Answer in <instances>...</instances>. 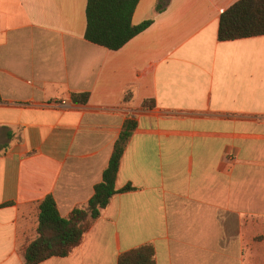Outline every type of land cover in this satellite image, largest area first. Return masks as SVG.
I'll use <instances>...</instances> for the list:
<instances>
[{
	"label": "crops",
	"instance_id": "0c3cea01",
	"mask_svg": "<svg viewBox=\"0 0 264 264\" xmlns=\"http://www.w3.org/2000/svg\"><path fill=\"white\" fill-rule=\"evenodd\" d=\"M238 1L139 0L132 24L151 25L110 51L85 40L87 0H0V264H24L47 196L61 218L86 205L127 119L115 187L132 189L40 264L144 246L155 264H264V36L217 38Z\"/></svg>",
	"mask_w": 264,
	"mask_h": 264
},
{
	"label": "trees",
	"instance_id": "16d2710c",
	"mask_svg": "<svg viewBox=\"0 0 264 264\" xmlns=\"http://www.w3.org/2000/svg\"><path fill=\"white\" fill-rule=\"evenodd\" d=\"M169 0H158L155 12L164 11ZM139 0H87L85 40L110 51L121 49L135 36L145 31L151 21L132 24V16ZM264 36V0H240L219 18L217 38L220 42ZM132 94L124 96L130 102ZM75 103L85 104L87 94L72 95ZM149 103H145L147 106ZM136 123L127 119L114 144L102 180L94 187L92 197L81 208L74 209L67 218H61L56 203L47 196L38 206L37 238L22 252L24 264H40L50 258L69 256L82 242L90 225L118 193L130 191V186L118 191L115 183L124 148ZM118 264H155L153 250L144 246L121 255Z\"/></svg>",
	"mask_w": 264,
	"mask_h": 264
}]
</instances>
